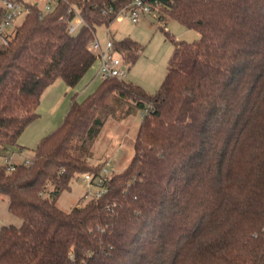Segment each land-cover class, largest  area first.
I'll return each mask as SVG.
<instances>
[{
    "label": "trees",
    "instance_id": "obj_1",
    "mask_svg": "<svg viewBox=\"0 0 264 264\" xmlns=\"http://www.w3.org/2000/svg\"><path fill=\"white\" fill-rule=\"evenodd\" d=\"M131 1L60 0L42 16L30 4L12 40L0 43L3 153L38 117L50 84L75 86L94 64L96 27L116 20L107 7ZM159 1L160 14L200 37L174 39L156 93L104 79L72 99L29 165L0 164V199L22 219L0 229V264H264V0ZM71 5L84 19L74 33ZM113 41L129 63L144 49L131 37ZM136 108L145 114L129 164L111 172L101 197L61 208L78 173L105 166L75 154V143L85 148L106 115Z\"/></svg>",
    "mask_w": 264,
    "mask_h": 264
},
{
    "label": "rangeland",
    "instance_id": "obj_2",
    "mask_svg": "<svg viewBox=\"0 0 264 264\" xmlns=\"http://www.w3.org/2000/svg\"><path fill=\"white\" fill-rule=\"evenodd\" d=\"M27 1L43 3L45 0ZM126 14L122 19H116L110 25H98L95 38L102 44L107 39L120 40L125 37H131L140 42L144 49L135 62H126L127 77L125 79L140 85L148 93L154 94L161 87L168 65L174 55L177 46L174 39L192 42L197 40L200 34L197 30L184 26L167 13H142L137 22L129 17V13ZM163 21H167L165 26L162 25ZM97 64V61H95L76 84L77 87H81L85 81L95 74ZM143 112L141 108H136L124 116L120 113L104 115L105 123L98 136L93 142L86 144L85 148L80 147V143L76 142L75 154L86 157L93 165L101 163L106 165L111 172H121L132 158L134 141L144 117ZM88 151L90 155H88ZM12 152L16 154H12ZM19 152L15 148L7 153L0 150V164H7L6 159L11 162H20L24 157H32L34 154L29 149ZM89 188V185L77 175L72 180L71 187L63 190L58 197V205L68 210L73 206L84 203L91 197L87 193ZM8 206L9 198L3 196L0 199V229L3 226H21L22 224V219L13 214Z\"/></svg>",
    "mask_w": 264,
    "mask_h": 264
},
{
    "label": "built area",
    "instance_id": "obj_3",
    "mask_svg": "<svg viewBox=\"0 0 264 264\" xmlns=\"http://www.w3.org/2000/svg\"><path fill=\"white\" fill-rule=\"evenodd\" d=\"M60 0H45L43 3L39 1L27 0H0V43L8 44L18 27L22 24L26 15L30 12V4H37L40 8V15L47 14L53 11ZM161 2L159 0L154 3L146 2L145 0H132L130 4L121 6L117 10L110 4L105 12H116V19H122L126 13L129 17L137 22L142 13L158 12ZM70 11H74V16L70 22L69 31L74 33L78 30L84 22L79 10L71 5ZM167 21H163L162 25L165 26ZM177 41L179 39L176 38ZM91 50L96 54L97 61V75L101 80L117 77L124 79L127 77V70L125 68L126 60L121 52L114 48V41L107 39L102 44L98 39L94 38L90 43ZM145 111L143 112V115ZM7 158V157H6ZM8 168L14 170L16 164L6 159ZM32 158L24 160L23 164L29 165ZM111 171L106 165L99 173H92L90 171H83L77 175L81 177L88 185L89 191L87 192L91 197L99 198L107 191V180Z\"/></svg>",
    "mask_w": 264,
    "mask_h": 264
},
{
    "label": "crops",
    "instance_id": "obj_4",
    "mask_svg": "<svg viewBox=\"0 0 264 264\" xmlns=\"http://www.w3.org/2000/svg\"><path fill=\"white\" fill-rule=\"evenodd\" d=\"M101 81L97 71L81 87L70 86L62 78H57L42 93L41 102L37 109L38 117L25 128L18 138L17 144L11 146L7 152H10L13 148L20 151L19 153L25 151V149L34 152L40 140L62 123L72 99L82 101L88 94L93 92ZM97 82L98 84H96ZM12 154L16 153L12 152ZM33 155L32 157H24L20 162L13 163H23L25 159L33 158Z\"/></svg>",
    "mask_w": 264,
    "mask_h": 264
}]
</instances>
